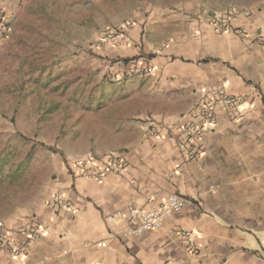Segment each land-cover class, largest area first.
<instances>
[{
	"label": "crops",
	"instance_id": "0c3cea01",
	"mask_svg": "<svg viewBox=\"0 0 264 264\" xmlns=\"http://www.w3.org/2000/svg\"><path fill=\"white\" fill-rule=\"evenodd\" d=\"M24 3L0 0V8L12 14ZM230 9L236 15L227 31L211 23L226 9L188 24L187 33L168 31L169 39L157 36L152 22L144 34L139 22L115 39L111 56L155 54L145 58L153 69L147 81L132 86L128 113L117 115L130 139L122 148L68 161L41 205L0 223L17 243L23 227L42 229L25 256L0 250V264H264V8ZM211 87L245 103L235 120L219 110L215 128L189 157L181 130ZM111 155L124 162V174H102ZM80 162H88L82 171ZM172 193L189 202L157 232L124 238L129 223L107 219ZM57 194L72 208L55 206ZM107 239L111 244L101 246Z\"/></svg>",
	"mask_w": 264,
	"mask_h": 264
},
{
	"label": "rangeland",
	"instance_id": "374dc122",
	"mask_svg": "<svg viewBox=\"0 0 264 264\" xmlns=\"http://www.w3.org/2000/svg\"><path fill=\"white\" fill-rule=\"evenodd\" d=\"M230 8L247 13L264 0H26L12 14L2 9L9 23L7 33L0 23V223L41 205L68 161L130 139L117 115L128 113L132 86L148 76H117L155 54L107 53L122 26L143 22L144 34L152 22L169 39L168 31L187 33L188 24Z\"/></svg>",
	"mask_w": 264,
	"mask_h": 264
},
{
	"label": "built area",
	"instance_id": "2783aa9c",
	"mask_svg": "<svg viewBox=\"0 0 264 264\" xmlns=\"http://www.w3.org/2000/svg\"><path fill=\"white\" fill-rule=\"evenodd\" d=\"M235 11L232 9L226 10L224 13L215 16L212 19V25L219 31H227L230 28V23L235 17ZM0 23L3 27V32L7 33L8 18L0 8ZM132 25L128 23L122 26L119 30L120 34L116 39L126 37L127 27ZM143 64V63H141ZM152 67L148 64H136L129 68L128 74L124 72L117 76V80H123L126 75H145L149 76L152 73ZM244 99L237 95L227 92L223 88H205L201 92V97L197 106L192 110L190 119L182 128V136L185 140V147L190 148L189 157H193L195 153L192 151L200 144L205 135L213 130L217 123L219 110H225L230 118L238 119L240 117V110L244 106ZM88 162H80L77 166L85 169ZM126 167L124 162L117 156L111 155L105 163L102 174L113 173L116 175L124 174ZM83 177H89V174L83 171ZM210 187L209 190H214ZM189 200L178 194H169L165 200L160 204L151 203L144 208H135L133 204L129 205L126 212H117L109 216V222L117 219L126 220L129 227L125 233L122 234L124 238L140 237L146 232H157L163 228L166 220L173 215L181 212L187 205ZM53 203L59 208L71 209L72 205L62 194L54 196ZM21 236L23 237L20 243L14 241L12 234L3 225L0 224V250L9 252L14 257L25 256L32 243L40 239L42 236V229L40 227L30 228L23 227L21 229ZM111 239L101 242V246L108 247L111 244Z\"/></svg>",
	"mask_w": 264,
	"mask_h": 264
}]
</instances>
